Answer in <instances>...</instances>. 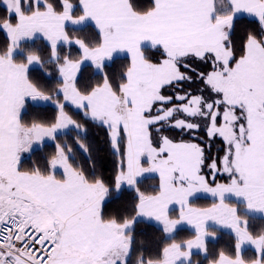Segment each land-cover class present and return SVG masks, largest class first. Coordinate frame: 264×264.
<instances>
[{
  "label": "snow or ice",
  "instance_id": "6c2138e0",
  "mask_svg": "<svg viewBox=\"0 0 264 264\" xmlns=\"http://www.w3.org/2000/svg\"><path fill=\"white\" fill-rule=\"evenodd\" d=\"M0 10V264H129L137 217L171 242L136 264H192L193 249L207 258L219 229L234 244L209 264H264V229L249 226L264 220V0H0ZM244 14L258 27L237 35ZM121 57V73L105 71ZM34 65L52 70L33 77ZM82 66L101 78L81 84ZM29 109L52 114L29 121ZM70 109L107 130L114 177L86 171L67 141L38 154L73 129L90 152ZM144 173L159 175L153 194L137 187ZM124 185L136 191L131 215H106ZM202 193L210 207L195 205ZM185 223L194 238L177 241Z\"/></svg>",
  "mask_w": 264,
  "mask_h": 264
},
{
  "label": "trees",
  "instance_id": "16d2710c",
  "mask_svg": "<svg viewBox=\"0 0 264 264\" xmlns=\"http://www.w3.org/2000/svg\"><path fill=\"white\" fill-rule=\"evenodd\" d=\"M143 4H147L150 0H141ZM2 12V10H0ZM239 23L237 24V35L241 34L242 31H251L255 30L258 27V24L255 22L253 17L250 16H238L237 17ZM84 35L85 33H76L73 35ZM6 42V37L4 33L0 32V46H3ZM47 42L42 38L37 39L30 46L35 48L42 49ZM61 54H65L69 51L67 46L61 48ZM71 53L73 58H78V50L73 47L71 49ZM127 60L123 57L117 59L115 63L111 65L110 68H106L105 71L110 74L118 75L124 70V65H126ZM52 70L51 65H45L44 67H40L39 65L30 67V75L33 77H38L41 74L47 75ZM100 76H94L93 70L91 67L82 66L81 71L78 73V79L81 84L84 83H92L95 84L97 80H99ZM54 86L55 81H52ZM193 89L196 85H192ZM31 103V101H29ZM52 114V109H48L45 111H33L32 109L28 110V115L25 116L26 120H32L34 118H42L45 115L50 116ZM70 114L73 115V119L77 120L80 124L84 126V130L81 131V135L85 137L83 142L87 144L90 148V152L83 153L79 150L78 146H76V130L68 132L67 135H59L57 141L49 142L51 143V147L45 145L40 153L43 155L45 153L52 152L55 147L56 142H65L67 141L70 146H73L76 149V159L77 162L85 168L86 171L93 170L94 163V171L96 175H101L105 178L114 177L116 173V166L119 163V157L113 154V150L111 149V145L108 142L107 130L101 127L99 124L92 122L90 119L85 120L83 118V112L81 111L78 115L76 114L75 109H70ZM170 136L175 137L176 139H180L178 132L170 131L167 133ZM203 135V133H200ZM184 139H189L187 135L183 137ZM219 139L212 145V154L216 153V149L219 146ZM91 157L89 159L88 157ZM36 159V156L33 155L30 157L28 161L25 162V166L30 163L32 160ZM218 182H225L221 180L220 177L217 180ZM137 187L141 192H145L147 194H153L156 190H158V180L156 177H147L138 181ZM136 191L135 189L130 188H122L119 191H115L112 193L110 199L106 202L105 212L106 215L114 214L116 212L121 213L122 215H131V207L135 203ZM195 205L197 207H209L213 203L212 199L203 198L196 200ZM127 210V212L125 211ZM250 229L254 233H258L261 229H264V220H261L259 217H251L249 219ZM133 244H132V254L129 259V264H136L137 258L143 254L145 259L149 257L155 256V254L162 249L166 243H170V240H165V234L162 230L146 221L136 219V222L133 226ZM194 237V234L187 229L180 228L175 231V239L177 241L187 240ZM234 244V239L231 234L226 232H221L217 230V236L215 239L207 242V258L204 256L195 255L193 257L192 263L194 264H209V262L218 255L220 251H228L231 249ZM244 255L246 258H254L255 253H253L250 249H245Z\"/></svg>",
  "mask_w": 264,
  "mask_h": 264
},
{
  "label": "crops",
  "instance_id": "0c3cea01",
  "mask_svg": "<svg viewBox=\"0 0 264 264\" xmlns=\"http://www.w3.org/2000/svg\"><path fill=\"white\" fill-rule=\"evenodd\" d=\"M244 15H247V14H244ZM27 155V154H26ZM150 177V176H155L156 178H157V180H158V187H159V175L157 174V173H144V174H142L140 177H138V180L139 179H141V178H143V177ZM124 187L125 188H128V186L127 185H124ZM200 196L201 197H206V196H208V194H200ZM210 207V206H209ZM169 209H170V212H169V214H170V216H172L173 218H175L176 216H178V213H179V206L178 205H170L169 206ZM254 217H259V216H254ZM260 218V217H259ZM137 219H143V220H147L148 222H152V223H154V224H156L157 226H159V224L155 221V220H150L149 218H147V217H137ZM160 227V226H159ZM161 228V227H160ZM180 228H184V229H187V230H189L190 232H192L193 234H194V229L192 228V226L191 225H188V224H183V225H181V226H178V228L177 229H180ZM218 231H221V232H226V233H229V234H231L230 233V231L228 230V229H219ZM193 239V238H192ZM246 248H249V249H251V250H253L254 251V249H252V248H250V247H247L246 246ZM195 253H201L199 250H197V249H193L192 250V253H191V255L192 254H195Z\"/></svg>",
  "mask_w": 264,
  "mask_h": 264
},
{
  "label": "rangeland",
  "instance_id": "374dc122",
  "mask_svg": "<svg viewBox=\"0 0 264 264\" xmlns=\"http://www.w3.org/2000/svg\"><path fill=\"white\" fill-rule=\"evenodd\" d=\"M245 16H248V15H245ZM34 66H36V65H34ZM149 177V176H148ZM150 177H155V176H150ZM144 178H147V177H143V178H141V179H144ZM218 178L219 177H217V180H218ZM141 179H139L138 181H140ZM123 188H125V187H123ZM204 198H209V199H212V197L208 194V196H206V197H204ZM213 200V199H212ZM139 220H143V219H139ZM143 221H146V222H148L147 220H143ZM148 223H150V224H153V225H155V226H157L156 224H154V223H152V222H148ZM157 227H159V226H157ZM160 228V227H159ZM161 229V228H160ZM178 230V229H177ZM194 238V237H193ZM192 239V238H191ZM213 239H215V238H210L208 241H211V240H213ZM247 249H249V248H247ZM251 250V249H250ZM253 253H255L253 250H251ZM195 255H198L199 257L200 256H204L205 254L203 253V252H201V253H195V254H192L191 255V260H193V257L195 256ZM192 264H194V263H192Z\"/></svg>",
  "mask_w": 264,
  "mask_h": 264
}]
</instances>
